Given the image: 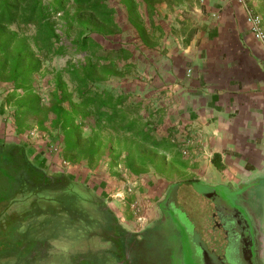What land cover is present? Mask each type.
<instances>
[{
  "label": "rangeland",
  "instance_id": "rangeland-1",
  "mask_svg": "<svg viewBox=\"0 0 264 264\" xmlns=\"http://www.w3.org/2000/svg\"><path fill=\"white\" fill-rule=\"evenodd\" d=\"M108 4L115 9L112 20L119 26V34L108 40L100 39V42L105 47L121 43L134 47L136 52L131 60L136 67L126 76L111 77L107 84L133 93L129 101L140 104V108L129 117L135 123L126 132L121 129L111 130L110 135L107 131L102 132L110 140L111 153L105 150L107 137L103 138L99 157L90 164L81 159L66 160L60 137L47 135V141L39 143L32 142L30 135L26 138L16 133L35 164L49 174H65L75 184H66L63 188L41 186L29 194L26 190L28 197L12 204L9 211L23 216L24 226L31 229L33 238L47 241L49 245L42 254L6 257L0 259V264H198L199 249L194 239L186 237L190 234L189 223L183 219L182 213H178L179 220L165 208L169 188L178 184V202L186 206L196 221L208 218L212 204L200 191L193 189L191 183L202 188H217L237 202L239 191L232 189L237 187V181L225 178L223 167L216 168L211 160L197 162L190 155L193 141L185 144L187 140L176 139L177 132L157 130L159 127L154 124L157 122L155 99L151 97L146 101L148 97H140L151 90L155 94L157 91L154 84L142 79V76H147V71L144 72L140 66L143 50L136 45L135 29L118 0H108ZM62 24L58 22L57 31L62 43L67 45V54L55 56L45 64L46 69L79 64L86 56L71 45L79 28L73 25L65 30ZM48 72L44 70L35 78L40 94H45L42 89L46 79L52 75ZM7 109L4 122L7 127H13V109L9 106ZM31 127L37 130V125L29 126L28 130ZM25 130L28 131L27 128ZM51 145L58 146L59 158L69 163L67 169L62 168L58 161L50 163L53 159L49 152ZM250 179L249 185L243 187V203L248 206L254 204V207L257 204L258 208L257 201L264 204V184L257 185L256 179ZM109 212L116 225L130 234L127 236L128 245L132 240L131 246L122 249V252L126 251L123 258L118 252L120 245L112 243L106 233L111 223ZM180 221L183 225L187 223V233Z\"/></svg>",
  "mask_w": 264,
  "mask_h": 264
},
{
  "label": "trees",
  "instance_id": "trees-1",
  "mask_svg": "<svg viewBox=\"0 0 264 264\" xmlns=\"http://www.w3.org/2000/svg\"><path fill=\"white\" fill-rule=\"evenodd\" d=\"M118 2L126 9L141 51L156 46L154 33L147 32L144 23L147 20L153 27L157 22L154 0ZM114 12L108 0H0V83L7 106L13 109L17 135L29 138L32 127H28L35 124L32 142L44 143L50 135L60 137L65 159L90 164L99 157L102 139L108 140L111 130L126 132L132 128L135 121L129 117L140 104L129 101L131 91L114 89L107 81L126 76L136 67L131 60L135 48L124 43L105 47L100 42L119 34V26L112 20ZM58 22H63L65 30L73 25L79 28L71 45L86 56L79 64L46 69L45 64L55 56L67 54V45L57 31ZM44 70L52 75L42 89L45 94H40L35 78ZM104 131L109 134L103 135ZM105 147L111 153L110 140ZM211 161L216 168L223 167L219 154H213ZM66 184L75 183L65 174L44 171L30 159L24 145L0 143V259L45 252L49 243L34 239L31 229L24 226L23 216L9 210L41 186L63 188ZM110 219L106 233L112 243L120 245L118 252L123 258L126 251L122 249L131 246L132 240L128 245L130 234L116 225L111 213Z\"/></svg>",
  "mask_w": 264,
  "mask_h": 264
},
{
  "label": "crops",
  "instance_id": "crops-1",
  "mask_svg": "<svg viewBox=\"0 0 264 264\" xmlns=\"http://www.w3.org/2000/svg\"><path fill=\"white\" fill-rule=\"evenodd\" d=\"M153 5L157 22L144 23L157 45L142 48L140 66L147 71L142 79L157 93L140 97L155 99L157 130L193 141L190 155L197 162L220 155L225 178L237 181L232 188L239 191L237 204L249 216L255 264H264V204L243 203L250 178L264 184V47L233 0H154ZM250 6L264 29V0H250ZM6 110L0 83V143L22 144L4 122Z\"/></svg>",
  "mask_w": 264,
  "mask_h": 264
},
{
  "label": "flooded vegetation",
  "instance_id": "flooded-vegetation-1",
  "mask_svg": "<svg viewBox=\"0 0 264 264\" xmlns=\"http://www.w3.org/2000/svg\"><path fill=\"white\" fill-rule=\"evenodd\" d=\"M191 184L193 189L200 191L212 204L206 220L196 221L191 218L186 206L178 202V184L169 188L164 204L167 211L177 218L178 213H182L183 219L189 223L190 234L186 237L194 239L199 249L198 264H255L254 245H251L253 229L244 205L242 210L236 201L219 192L217 188H202L196 183ZM180 224L187 233L186 224L183 225L181 221Z\"/></svg>",
  "mask_w": 264,
  "mask_h": 264
},
{
  "label": "built area",
  "instance_id": "built-area-1",
  "mask_svg": "<svg viewBox=\"0 0 264 264\" xmlns=\"http://www.w3.org/2000/svg\"><path fill=\"white\" fill-rule=\"evenodd\" d=\"M235 3L243 7L245 22L247 24L248 30L253 38L258 41L264 47V29L262 26V17L250 6V0H233ZM190 72V70H187ZM35 134L34 130L29 132V135L33 137ZM188 141H185V144H188ZM59 148L57 145H51L49 152L52 155V160L50 163L54 164L55 161H58V164L62 168H68V162L62 158H59ZM62 171V170H61Z\"/></svg>",
  "mask_w": 264,
  "mask_h": 264
}]
</instances>
